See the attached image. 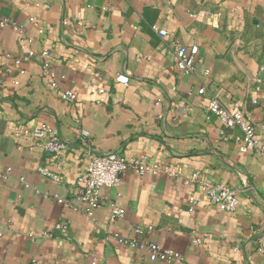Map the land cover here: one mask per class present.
<instances>
[{"label": "crops", "instance_id": "obj_1", "mask_svg": "<svg viewBox=\"0 0 264 264\" xmlns=\"http://www.w3.org/2000/svg\"><path fill=\"white\" fill-rule=\"evenodd\" d=\"M0 17L10 21L0 25V264H264V158L241 152V131L203 104L217 96L264 120V0H0ZM153 25L198 45L193 73L179 70ZM41 124L65 149L48 152L23 133ZM91 152L148 158L177 174L129 171L102 189L91 216L77 199ZM193 174L236 189L237 210L211 203L186 182ZM114 204L126 213L111 220ZM133 240L182 261H153Z\"/></svg>", "mask_w": 264, "mask_h": 264}, {"label": "built area", "instance_id": "obj_2", "mask_svg": "<svg viewBox=\"0 0 264 264\" xmlns=\"http://www.w3.org/2000/svg\"><path fill=\"white\" fill-rule=\"evenodd\" d=\"M10 23L6 18L0 17V25ZM15 29L21 34L22 30L20 26L13 23ZM155 33L162 39L168 42V46L176 58V64L182 72L191 74L194 72L195 64L197 61V55L199 47L194 44L191 47H185L179 43L171 33L167 30L160 28L156 25L152 26ZM27 42L29 40H22V47L28 49ZM28 55H35L34 50L28 49ZM41 57L44 59V67L48 69L50 67V55L51 53L47 50L41 52ZM15 63H20L19 60H15ZM262 78L258 80L259 86L257 91L264 92V63L260 67ZM205 73H209V70H205ZM119 80L127 81L124 76H119ZM52 86L57 88V83L52 82ZM206 91L204 87L199 89V93L203 94ZM99 93L104 94L105 89L100 88ZM58 96L71 103L77 100V94L73 91H57ZM206 109L212 115L220 118L227 126L236 127L241 131V135L236 138L239 150L243 153H256L264 158V120L262 122H256L246 111L238 106L227 107L221 102L217 96H213L210 99L203 101ZM24 134H32L35 138L43 140V146L48 152H61L65 149L66 144L64 141L59 139L57 136L49 134V128L46 124H41L33 129L26 128ZM83 135H88V132L84 130ZM133 171L140 176L146 174H169L176 175L177 171L167 165L160 164L149 160L148 158L141 159H128L116 152L108 153H96L91 152L87 157V166L85 171L77 179L78 195L77 199L86 205V212L89 215H93L95 209L100 200V194L103 188L118 187L121 185L124 175ZM58 179L57 176H54ZM187 183H198L201 192L208 198V200L217 205L223 211H235L239 206V195L238 191L233 188H229L220 184H212L206 180L200 178L198 174H193L187 181ZM61 202L63 200H60ZM199 200L195 197L190 198V204L194 207ZM125 209L114 204L111 208L110 219L115 220L118 217L125 215ZM59 227V225H58ZM149 230L152 227L148 228ZM136 233L141 235L144 233L142 226L137 227ZM196 242L199 240L196 239ZM259 247L258 251L264 254V229L259 231ZM132 246H139L148 248L150 252L151 260L164 259V260H175L177 262L182 261V257L179 253L164 249L161 246L150 243H140L139 241L133 240L130 242ZM27 264H37L36 260H31Z\"/></svg>", "mask_w": 264, "mask_h": 264}]
</instances>
